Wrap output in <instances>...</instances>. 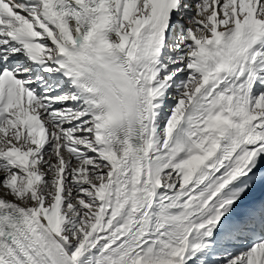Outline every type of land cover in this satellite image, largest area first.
I'll return each instance as SVG.
<instances>
[{"label": "snow or ice", "instance_id": "1", "mask_svg": "<svg viewBox=\"0 0 264 264\" xmlns=\"http://www.w3.org/2000/svg\"><path fill=\"white\" fill-rule=\"evenodd\" d=\"M0 264H264V0H0Z\"/></svg>", "mask_w": 264, "mask_h": 264}]
</instances>
